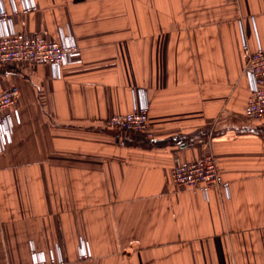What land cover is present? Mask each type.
I'll use <instances>...</instances> for the list:
<instances>
[{
    "label": "crops",
    "instance_id": "obj_1",
    "mask_svg": "<svg viewBox=\"0 0 264 264\" xmlns=\"http://www.w3.org/2000/svg\"><path fill=\"white\" fill-rule=\"evenodd\" d=\"M0 3L8 28L82 50L57 71L0 65V89L20 91L0 151V264H264V119L245 116L242 54L243 40L264 48V0ZM145 104L148 133L107 125ZM211 153L228 187L174 182L177 157Z\"/></svg>",
    "mask_w": 264,
    "mask_h": 264
},
{
    "label": "built area",
    "instance_id": "obj_2",
    "mask_svg": "<svg viewBox=\"0 0 264 264\" xmlns=\"http://www.w3.org/2000/svg\"><path fill=\"white\" fill-rule=\"evenodd\" d=\"M34 4H27L24 12L34 9ZM16 12V10H14ZM11 14L0 3V25L5 28L0 31V65L10 62H26L32 65L48 64L55 71L64 63H79L82 60V50L72 39L55 40L42 35H33L25 31H16L7 27ZM244 73L251 83L250 95L247 99L245 116L249 119H264V48L252 49L243 40ZM17 85L0 89V151L12 140V125L14 114L11 111L19 98ZM147 104L135 107L134 110L112 115L107 119V125L119 131H136L148 133ZM218 159L215 155H203L195 160L187 161L177 157L172 170L174 182L181 187H195L208 193L212 187H228L220 173ZM81 257H88L89 251L81 242ZM33 264H72L66 259L46 262L43 258H35Z\"/></svg>",
    "mask_w": 264,
    "mask_h": 264
},
{
    "label": "trees",
    "instance_id": "obj_3",
    "mask_svg": "<svg viewBox=\"0 0 264 264\" xmlns=\"http://www.w3.org/2000/svg\"><path fill=\"white\" fill-rule=\"evenodd\" d=\"M133 132H135V131H133Z\"/></svg>",
    "mask_w": 264,
    "mask_h": 264
}]
</instances>
